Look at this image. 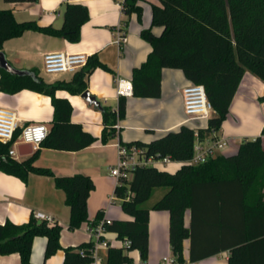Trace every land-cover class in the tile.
<instances>
[{"label":"trees","instance_id":"1","mask_svg":"<svg viewBox=\"0 0 264 264\" xmlns=\"http://www.w3.org/2000/svg\"><path fill=\"white\" fill-rule=\"evenodd\" d=\"M6 2L36 0H5ZM138 0H125L127 15L140 12ZM90 18L88 7L80 2H68L60 27L41 25L37 20L19 21L12 9L0 8V52L8 39L26 31H38L62 37L71 42L81 39V28ZM152 26L162 27L156 35L145 28L141 35L152 45L147 59L133 69L135 97H160L164 68L181 69L194 84L204 85L213 112L207 126L181 125L150 142L137 144L148 157H170L185 163L176 172L154 165L139 166L129 178L115 186L125 213L132 219H111L106 230L115 232L120 240L128 238L130 245L108 248L109 264L132 263L130 250H139L147 262L150 252V209L143 207L156 187L167 192L153 205L155 210L170 214L169 238L173 254L182 264L184 241L190 239V260L228 251V264H264V127L262 135L241 142L235 154H219L205 162L188 163L195 154V144L220 130L244 74L252 72L264 80V0H159L153 4ZM97 67L109 68L95 56H89L86 66L74 73L70 81L47 83L38 71L30 75L12 74L0 67V91L16 93L30 89L52 98L54 116L47 138L40 146L58 150L78 151L93 144L97 137L72 120L73 106L56 91L66 89L81 94L87 89V78ZM264 100V96L262 97ZM104 128L101 140L108 143L118 134L117 124L126 114V98L121 96L118 108L103 107ZM21 129L16 130L14 140ZM14 140H0V170L24 181L30 173L54 177L55 184L66 193L70 207L69 227L80 228L90 221L88 200L95 187L87 174L57 175L51 168L37 166L36 150L22 160L13 157ZM190 212L189 225L186 213ZM99 211L92 221L96 225L103 217ZM62 226L57 221L40 220L32 215L29 221L0 223V254L19 253L21 264L30 262L33 240L46 236L45 258L64 249V264H88L93 241L78 247L64 248ZM84 247L82 257L78 248Z\"/></svg>","mask_w":264,"mask_h":264},{"label":"crops","instance_id":"2","mask_svg":"<svg viewBox=\"0 0 264 264\" xmlns=\"http://www.w3.org/2000/svg\"><path fill=\"white\" fill-rule=\"evenodd\" d=\"M124 1L36 0L8 2L9 7L4 9H12L19 21L33 19L41 25L52 24L60 27L64 21V9L68 2L85 4L89 9L90 18L82 25L81 39L78 42L30 30L19 37L5 41L3 52L16 68L38 71L47 83L70 81L75 72L45 73L52 77H44L41 73L45 53L63 51L95 56L109 69L106 70L102 67L94 69L87 78V89L97 96L103 107L108 105L116 109L121 97L117 94L118 78L131 80L133 69L140 66L152 50L150 42L142 37V30L151 27L156 35H160L163 30L162 27L152 26L153 4H159V0H138L137 5L140 7V12L134 11L130 15L124 11ZM121 25L125 27L128 36L123 47L115 42L116 32ZM189 83L191 82L181 69L164 68L160 97L123 96L126 98V114L118 121L117 136L110 139L108 143L101 140L104 128L103 111L90 105L81 97V94H73L66 89L57 90V97L67 98L71 102L73 106L72 120L82 124L85 130L97 137V140L78 151L40 146L34 149V152L39 150L35 164L49 167L57 175L82 173L92 177L95 187L88 200L90 221L83 223L80 228L70 229V207L66 203V193L56 186L54 177L32 172L24 181L20 177L0 170V223L4 224L8 220L14 223H24L29 221L32 215L36 216L39 212L44 213L61 224L60 241L62 246L67 248L78 247L93 240V235L87 228L92 225V221L99 211L103 210V216L109 219H132L124 210L119 212L114 209L116 201L120 199L117 198L113 203H110L109 200L116 186V178L112 175L111 168L116 164L118 158L117 143L150 142L171 130L179 129L184 124L192 127L207 126L208 118L187 119L184 111L183 88ZM263 96L264 80L247 71L220 130L215 131L205 140L197 142L212 145L216 140H225L227 144L217 149V155L235 154L243 140L254 139L262 135L264 127ZM0 107L10 108L17 112L20 129L37 122H44L49 128L52 126L54 106L49 95L30 89H23L13 94L0 91ZM12 156L22 160L30 155L22 156L18 149ZM184 163V161L171 160L168 163L157 164L156 167L176 172ZM157 188L159 187L154 189ZM166 192L167 188L164 187L158 193V198L160 199ZM156 202L146 206L150 209V252L147 264H159L163 256L173 254L169 238L170 214L166 210L153 209ZM189 222L190 212L188 211L186 224L189 225ZM104 237L113 246L122 245L115 232L106 230ZM47 241L46 236L34 238L31 259L27 264H64L66 258L64 249H59L51 257L45 258ZM190 245V239H186L184 241V264H228V251L196 262L191 261ZM100 253L108 256V249H102ZM127 254L133 261L141 260L139 250H130ZM0 264H21V256L17 252L0 254Z\"/></svg>","mask_w":264,"mask_h":264},{"label":"built area","instance_id":"3","mask_svg":"<svg viewBox=\"0 0 264 264\" xmlns=\"http://www.w3.org/2000/svg\"><path fill=\"white\" fill-rule=\"evenodd\" d=\"M124 1V0H120ZM127 31L123 25L117 30L115 42L120 46L127 42ZM89 55L86 53H72L63 51H53L44 54L43 68L46 73H62V72H77L88 63ZM118 96H130L133 94L132 81L125 78L117 80ZM184 111L187 119H207L212 114L214 108L209 101L206 89L202 84L189 83L183 88ZM19 117L16 111L0 107V140L9 142L14 140L16 130L20 128ZM118 128V125H117ZM50 128L44 122L32 123L24 126L21 132L14 140L10 149V154L14 155L18 151V147L22 143H29L33 149L40 147L42 142L47 138ZM227 144V141L216 140L212 145H206L203 142H196L195 154L188 163L205 162L209 158L217 155V149L222 148ZM118 158L116 164L111 168L112 175L116 178V185L121 184V180L129 178L131 172L139 166L154 165L168 163L172 159L170 157L154 158L148 157L143 149L137 144L128 145L118 142ZM117 199L115 193L111 195L110 203ZM37 218L53 222L54 220L39 212ZM111 219L103 216L96 225L88 226V231L93 235V245L90 247V262L88 264H109L108 256L100 253L102 249H108L111 243L104 237L106 233V224ZM122 246L130 245V240L125 238L121 240ZM78 252L82 257L87 256V251L84 247L78 248ZM124 264H147L142 260L133 261L132 263L125 262ZM159 264H182L178 261L174 254L165 255L162 257ZM192 264V263H189Z\"/></svg>","mask_w":264,"mask_h":264},{"label":"water","instance_id":"4","mask_svg":"<svg viewBox=\"0 0 264 264\" xmlns=\"http://www.w3.org/2000/svg\"><path fill=\"white\" fill-rule=\"evenodd\" d=\"M0 67L12 74H18L21 76L30 75L36 78L35 72L26 69L16 68L12 63H10V61L6 57V54L3 51L0 52ZM81 97L84 98L90 105H94L99 109L103 110L102 102L97 98L96 95L92 94L90 90L86 89L85 91H83L81 93ZM18 149L20 151V155L22 156L31 155L34 152L32 145L29 143L20 144Z\"/></svg>","mask_w":264,"mask_h":264},{"label":"rangeland","instance_id":"5","mask_svg":"<svg viewBox=\"0 0 264 264\" xmlns=\"http://www.w3.org/2000/svg\"><path fill=\"white\" fill-rule=\"evenodd\" d=\"M9 6H8V2H6L5 0H0V8H8ZM18 68V67H17ZM43 69L44 68H42V75L44 76V77H46V78H50V77H52V75H47V74H45L46 72H45V70L43 71ZM164 189V187H159V188H157V189H154V191L151 193V195H150V197L145 201V202H143L142 203V206L143 207H146V206H148V205H151L152 203H154V202H156L157 201V199H159L158 197V193L159 192H161V190H163ZM112 194H113V192H112ZM111 194V195H112ZM111 198V197H110ZM110 200V199H109ZM114 209H116L117 211H123V209H122V207H121V201L120 200H117L116 201V205H115V207H114Z\"/></svg>","mask_w":264,"mask_h":264}]
</instances>
